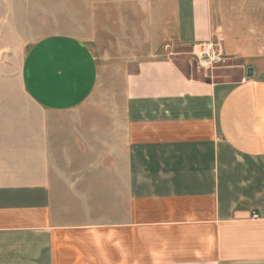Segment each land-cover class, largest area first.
Returning <instances> with one entry per match:
<instances>
[{
  "label": "crops",
  "instance_id": "1",
  "mask_svg": "<svg viewBox=\"0 0 264 264\" xmlns=\"http://www.w3.org/2000/svg\"><path fill=\"white\" fill-rule=\"evenodd\" d=\"M174 2V41L220 45L210 0ZM148 38L112 96L68 36L0 81V264H264V55L198 79Z\"/></svg>",
  "mask_w": 264,
  "mask_h": 264
},
{
  "label": "rangeland",
  "instance_id": "2",
  "mask_svg": "<svg viewBox=\"0 0 264 264\" xmlns=\"http://www.w3.org/2000/svg\"><path fill=\"white\" fill-rule=\"evenodd\" d=\"M210 5L214 40L223 49L212 75L215 81H236L244 60L264 55V0H210ZM175 18L174 0H0V81L11 75V88L18 89L25 54L34 43L52 36L89 45L99 67L97 92L103 96L115 95L119 88L124 58L120 38L130 37L131 47L144 45L146 51L148 37L152 44L155 36V58H169L185 75L204 79L193 65L190 46L173 40Z\"/></svg>",
  "mask_w": 264,
  "mask_h": 264
},
{
  "label": "built area",
  "instance_id": "3",
  "mask_svg": "<svg viewBox=\"0 0 264 264\" xmlns=\"http://www.w3.org/2000/svg\"><path fill=\"white\" fill-rule=\"evenodd\" d=\"M190 55L195 68L203 71L204 73L212 71L223 59L221 46L210 42L193 45ZM252 218L258 219L259 216L252 213Z\"/></svg>",
  "mask_w": 264,
  "mask_h": 264
},
{
  "label": "water",
  "instance_id": "4",
  "mask_svg": "<svg viewBox=\"0 0 264 264\" xmlns=\"http://www.w3.org/2000/svg\"><path fill=\"white\" fill-rule=\"evenodd\" d=\"M246 76L247 77H252L253 76V69L252 68H248L246 71Z\"/></svg>",
  "mask_w": 264,
  "mask_h": 264
}]
</instances>
